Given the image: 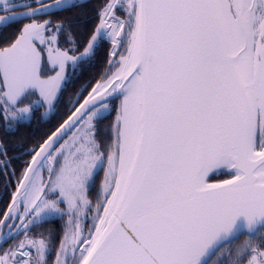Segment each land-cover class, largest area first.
Returning a JSON list of instances; mask_svg holds the SVG:
<instances>
[{
	"label": "snow or ice",
	"instance_id": "6c2138e0",
	"mask_svg": "<svg viewBox=\"0 0 264 264\" xmlns=\"http://www.w3.org/2000/svg\"><path fill=\"white\" fill-rule=\"evenodd\" d=\"M79 6L0 0V32L20 24L0 44L6 128L52 110L66 69L110 44L88 96L30 150L0 210V241H14L0 264H49L53 248V264H264V0H104L82 51L52 19ZM10 164L0 141V174L15 176ZM219 169L231 179L208 183ZM50 216L68 217L58 240L33 231Z\"/></svg>",
	"mask_w": 264,
	"mask_h": 264
},
{
	"label": "trees",
	"instance_id": "16d2710c",
	"mask_svg": "<svg viewBox=\"0 0 264 264\" xmlns=\"http://www.w3.org/2000/svg\"><path fill=\"white\" fill-rule=\"evenodd\" d=\"M103 3L104 0H81L76 2V4L80 5L79 7H73L58 13L52 19L54 22L58 19H63L72 24L73 34L77 37L82 51L83 45L86 43L92 29L99 23L98 9L102 7ZM12 27L13 25L5 30L6 40L9 35L14 34ZM18 27H20V24L16 23V29ZM61 45L69 47V45L63 43V39H61ZM109 49L110 44L106 40L99 43L93 56L86 58L71 71L69 70V77L63 82L55 107L48 119L40 117L41 112L34 111L29 119L18 122L13 129L0 126V141L4 142L8 158L11 160L8 172L15 171V176L0 174V210H3L10 203L11 195L16 189V178L23 172L26 162L31 159V147H34L40 140L43 142L48 135L55 131L71 111L74 110L71 109L72 104L76 100L81 102L96 82L100 80L107 67ZM79 92L80 94H78ZM118 100L119 98L117 97L109 101L114 108L109 117H104L98 122L99 125L103 124L105 126L102 128L110 130V126L116 117L115 109L118 106ZM226 176L227 173H220L219 176H213L212 178H223ZM48 224L49 221L43 222L39 227L34 228L33 231L44 233L41 228ZM51 233L57 239L62 234L59 231H52ZM44 234L47 235V233Z\"/></svg>",
	"mask_w": 264,
	"mask_h": 264
},
{
	"label": "flooded vegetation",
	"instance_id": "af4514ba",
	"mask_svg": "<svg viewBox=\"0 0 264 264\" xmlns=\"http://www.w3.org/2000/svg\"><path fill=\"white\" fill-rule=\"evenodd\" d=\"M81 1V0H80ZM76 3V2H75ZM12 29H13V31H14V34L13 35H9L8 36V39H10V38H12L14 35H15V32H16V24H13V27H12ZM6 30V29H5ZM5 30H3L2 32H0V44H4V43H7V41H8V39L6 40V38H5ZM83 101V100H82ZM81 101V102H82ZM75 103H76V106H78V104H77V100L75 101ZM56 104V103H55ZM75 106V107H76ZM118 106H119V103H118ZM117 106V107H118ZM55 107V106H54ZM116 107V108H117ZM114 107L112 106V108H111V111L110 112H108L107 114H105L104 115V117H109V115H110V113L112 112V109H113ZM72 109V108H71ZM34 111H39V112H41V108H36V109H34L33 110V112ZM33 112H32V114H33ZM41 115H40V117H42V118H44V119H48L50 116H51V114L49 115V116H43L42 115V112L40 113ZM115 115H116V112H115ZM32 116V115H31ZM67 118V117H66ZM65 118V119H66ZM116 118V117H115ZM64 119V120H65ZM115 121V120H114ZM102 127H105L103 124H98L97 123V129H98V132H97V138H98V140H100L101 142H103V143H107L108 141H109V139H110V131H111V129L110 130H108V129H105V128H102ZM102 128V129H101ZM39 143H42L41 142V140L40 141H38L36 144H35V146L36 145H38ZM33 148V146L31 147V149ZM45 175H47L46 173H45ZM102 180H103V172H101V171H98L97 172V174H96V179H95V182H94V184L90 187V189H89V192H90V196H89V198L93 201V204H95V202H96V196H97V192L99 191V187H100V184H101V182H102ZM10 201H11V199H10ZM62 207H64L63 205H62ZM67 219H68V217L67 216H64L63 218H60L59 216H53V217H49V218H47L45 221H42V222H40V224H42L43 222H47V221H49V224L47 225V226H45V227H43V228H41V230L44 232V233H49V232H52V231H59V232H63V229H64V226H65V222L67 221ZM89 223H91V221L89 220L88 221ZM52 223V224H51ZM22 238V237H21ZM247 238V236H240L239 237V239L235 242L236 244H239V243H242L245 239ZM58 240V239H57ZM12 243H14V241L12 240V239H9L8 241H7V243H5L4 244V246H2L3 248H7L8 246H9V244H12ZM57 247H58V243H57V245H56ZM48 261H49V264H53V262H54V260H55V248H53V249H51L50 250V252H49V255H48Z\"/></svg>",
	"mask_w": 264,
	"mask_h": 264
},
{
	"label": "rangeland",
	"instance_id": "374dc122",
	"mask_svg": "<svg viewBox=\"0 0 264 264\" xmlns=\"http://www.w3.org/2000/svg\"><path fill=\"white\" fill-rule=\"evenodd\" d=\"M78 1H80V0H74V3L75 2H78ZM24 22H28V21H24ZM86 59V58H85ZM43 67H44V75L45 76H52V75H55V71L52 69V65H50V64H48L47 63V54L45 53V55H44V64H43ZM73 69V67H71V66H69L67 69H66V79L69 77V70L71 71ZM65 79V80H66ZM95 86V85H94ZM93 86V87H94ZM37 95H38V93H37ZM37 98V96H33V97H31V99H36ZM107 103L109 104V108H108V110L107 111H105L104 112V115L105 114H107L108 112H110L111 111V108H112V104L109 102V101H107ZM118 103H120V100H118ZM37 108H41V112H42V115L43 116H49L50 114H51V112H52V110L54 109H52V110H50V111H48L47 109H46V107H37ZM34 109H36V108H34ZM33 109V110H34ZM31 115H32V113L25 119V120H27V119H29L30 117H31ZM18 122H20V121H18ZM18 122H16L15 124H13V126L12 127H10V128H7V129H13L14 127H15V125L18 123ZM0 126H4L5 127V125H4V122L3 121H0ZM47 175H45V177H46ZM50 217H53V216H50ZM47 218H49V217H47Z\"/></svg>",
	"mask_w": 264,
	"mask_h": 264
},
{
	"label": "water",
	"instance_id": "95a60500",
	"mask_svg": "<svg viewBox=\"0 0 264 264\" xmlns=\"http://www.w3.org/2000/svg\"><path fill=\"white\" fill-rule=\"evenodd\" d=\"M63 84V83H62ZM62 86V85H61ZM81 92V91H80ZM80 92L78 93V94H80ZM89 92H91V90L89 91ZM89 94V93H88ZM88 94L85 96V98L88 96ZM115 98H117V96L116 95H113L112 97H110L109 98V100L108 101H110V100H112V99H115ZM83 102V101H82ZM81 102V103H82ZM74 106H75V102L72 104V108H74ZM220 173H227V176L226 177H223V178H215V179H213L212 177L213 176H219L220 175ZM226 179H231V176H230V174L228 173V171L227 170H224V169H219V170H216L215 172H213V173H211L210 175H209V177H208V179H207V182L208 183H220V182H222L223 180H226ZM5 243L3 242V241H0V247H2L3 245H4Z\"/></svg>",
	"mask_w": 264,
	"mask_h": 264
}]
</instances>
